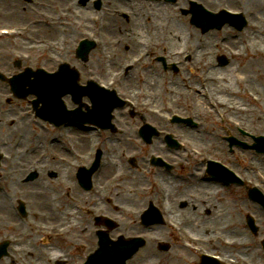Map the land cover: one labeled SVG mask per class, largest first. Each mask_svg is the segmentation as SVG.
<instances>
[{
  "label": "rangeland",
  "instance_id": "rangeland-1",
  "mask_svg": "<svg viewBox=\"0 0 264 264\" xmlns=\"http://www.w3.org/2000/svg\"><path fill=\"white\" fill-rule=\"evenodd\" d=\"M264 0H208V3H204V5L208 8L218 10L220 8H226L230 10H241L248 12L247 20H253L257 25L255 28L251 29L249 25L246 29L240 33L233 31L229 28H222L219 31H212L209 33L201 34L199 29L194 28L189 23L188 14L185 15L183 12L187 10L184 8L188 7L187 3L182 7V2H178L176 8L167 9L168 15L173 16L172 12L176 10V23L180 27L183 32V36L185 39L181 42L182 45L185 43H194L196 42L199 45L200 49H205L204 51H209L212 54H223L224 57L227 58V52L230 49H243L248 52L251 45L256 43V46L259 47V42L263 43L264 39V6H261V2ZM56 4H60L56 3ZM203 4V3H202ZM151 4H148L150 6ZM126 6V5H123ZM146 6V5H145ZM151 10V9H150ZM149 10V11H150ZM27 17L23 18L20 24H23ZM156 25L161 28L165 23H169L170 27L173 23V20L167 17L166 14H162L161 17H156ZM9 21V20H8ZM10 23V22H9ZM163 29V28H162ZM131 40V41H130ZM128 40L132 42V38ZM108 43H111V50H121L123 48L124 42L115 43V36L107 38ZM225 46H223V45ZM228 47V48H227ZM213 49V50H212ZM3 54L7 56L6 50L3 51ZM127 55H132L131 52H128ZM214 56H211L208 60L206 58H202V64L206 61L211 65H207L208 67L215 66ZM228 64L223 67L214 68L211 70V76L206 82V84L210 87L212 84V95H220V97L230 103V99L228 94L230 93V89H227L229 85V80L234 83L233 77L236 76L235 81L236 84L234 87H238L241 91L243 88V83L241 81V75L247 72L248 78L251 82H249L250 87L255 90L256 94L260 96V105L256 104V101L252 103L244 98L242 92H240V105H245L247 110L242 109L241 111H235L232 113L227 106L221 107V112L225 115L233 114L231 117L235 119H240L245 122L244 129L250 133H259L255 130L256 127H261L262 133H264V66L259 64L258 62L255 65H252L248 71H246V63L242 59L231 58L229 57ZM123 59V56H122ZM206 60V61H205ZM6 62H11L8 58H5ZM0 67L6 69V72L11 74L16 71L14 67H9L5 64H0ZM93 68L91 65L89 69L85 72V77L88 76V72ZM158 76L159 80L163 79V89L159 90L156 95L147 94L148 98L152 99L156 105L166 106L169 105L170 109L176 108V111H180L184 113L185 111H190L191 113H195L196 118H198L203 126L197 130H192L180 126L171 127L170 125L164 124L165 129L162 131L178 133V140L185 143L187 145L186 148L177 149L176 153H168V151L162 148V136H158L152 139L150 144H142L140 142V138L137 134L139 128L144 124L143 119L139 120L138 117H130L125 110L118 111L117 114L119 116L118 124L127 129V137L117 138V136L110 137V141H102L99 137H90L88 133L82 131H70L71 142L74 147L80 153L85 156L89 155L90 150L94 147H99V149L105 152V164L107 165L102 173V177L105 180L106 191H108L112 198L113 202L118 204H122L127 207L132 208H143L147 205V201H153L156 204L159 190L157 186L150 185V182L147 184L144 190H141L140 183L141 181L137 180V178L141 177L145 179L141 174L144 173L143 167L144 164L141 162V156H147V154L151 151H156L158 153H163V155L172 162L176 163V169L172 174H167L163 171L160 172L161 176L165 177L164 183V192L168 193L167 203L170 211H172L173 216L184 222V225L180 226L177 230H173L172 227L169 226H159V227H151L146 230L141 229L136 223L133 224L129 218L124 215H127L128 212L124 210L123 212L119 210H115L112 214L117 217L120 215V219L117 221V228L114 229L111 234L116 237L118 235H122L124 237H131L139 235L146 240V245L142 248L136 258L131 259V263L129 264H197L198 258L189 252L184 251L181 248H176V235H178V231L180 230L182 233L188 234L189 232L194 233L197 236H201L203 239L205 238L210 250L213 251H222L218 250L220 248L217 241L208 240V237L215 233V229L218 227V223H216L212 228L211 225L203 226L201 223L199 224V220L202 219L204 215H206V219H208L207 224L215 219L216 215H219L225 219V223L227 224L224 228H221L223 233L221 236L226 238L237 239L238 242H242V245L236 249L228 250V253H240L245 255L249 260L255 262L257 264H264V252L261 247V241L264 238V211L260 208L258 204L249 199L247 195L246 188H242L236 185L230 186L229 188L221 187L220 185H211L209 183H201L197 181L194 176L197 177V174H193L194 167L196 164H199V160L186 157L187 155L192 154L191 148L192 146H196L201 148L203 146L209 147L213 155L224 158L229 165L240 172L243 175L248 176L251 179H257L263 183L264 179V156L262 154H257L252 150L247 149H237L234 148L233 151H229L226 143L222 141V137L230 134L232 136H236L239 139H245L246 136H242L235 128L228 122V126L222 124L224 127L227 126V129L222 130L219 126L218 119L215 116L216 113L210 110L204 100L201 97V92L199 90V85L193 79H189L186 75H182L181 73L167 72L169 76H166L165 73H162L159 69H154ZM155 71H150L144 74V80L147 81L148 75H154ZM135 75V74H134ZM163 76V78H161ZM173 76V82L175 83L170 87L171 83L168 81V78ZM225 81V82H223ZM230 81V82H231ZM162 83V81H161ZM176 85V86H175ZM224 85V87H223ZM175 86V87H174ZM137 89V88H136ZM132 87L127 88L128 92L134 91ZM8 94V89L4 83L0 82V98L4 95ZM256 95V96H257ZM237 117V118H236ZM2 118V115H0ZM144 119L149 120L147 117ZM226 122V121H224ZM243 122V123H244ZM139 124V125H138ZM25 123L21 124V126L16 125L21 131L20 136V145L24 149L35 150L36 153L40 152L42 149L39 148L36 144H33L32 136L30 129V125L27 124L28 133L23 130H26ZM138 125V126H137ZM12 129V128H11ZM8 131L7 127L4 125H0V131ZM132 130V131H130ZM261 132V131H260ZM14 134L18 135V132L15 131ZM133 135L134 138L129 139L130 135ZM131 138V137H130ZM139 138V139H138ZM247 140V139H246ZM191 142V143H190ZM193 146V147H194ZM132 155L134 157V163L128 164L124 162V155ZM167 155V156H166ZM176 155V158L173 157ZM77 160V158L74 156ZM92 154L90 159H92ZM178 158L182 163L176 162ZM79 163H87V160L78 161ZM136 164V166H134ZM201 165V164H200ZM59 168V167H58ZM201 170L200 167H198ZM143 170V173H142ZM257 170V172H255ZM178 171L183 174V177L179 178L176 176ZM67 174V175H66ZM61 174L63 178L66 180H72L73 174ZM116 174L122 175L123 181H118V177ZM150 175V173H149ZM194 175V176H192ZM187 176L188 179L185 177ZM40 177H43L45 180H49L46 175L41 174ZM39 177V178H40ZM114 178V179H113ZM133 180L134 183H132ZM167 179L169 182L167 183ZM42 179L38 180V183H41ZM115 180V181H114ZM63 182V180H61ZM37 183V182H36ZM70 183V182H69ZM11 183H5L4 186H9ZM0 186H2L0 184ZM17 187L18 196L27 198L30 204V209L35 211V209L41 210L42 212L46 210L48 212L52 207H46L43 203L38 205V202L35 200L34 195L30 194L32 191H22ZM63 189L60 188L59 192L51 191L48 195L50 200L52 198L59 197V200H65V188L67 186L62 185ZM136 189L135 193H128L127 188ZM8 189V188H6ZM52 190L56 189V185H54ZM78 189V188H77ZM204 189V192L201 191ZM207 189H211V193H207ZM9 190V189H8ZM79 190V189H78ZM141 191V192H140ZM81 192V191H80ZM144 192V193H142ZM2 191H0V232L4 230H8L12 233V235L16 236L19 229L16 227H12V222H17L21 224L16 218L12 220L6 212H3L2 203ZM85 197L84 194H80L79 196L74 191L70 192L69 198L67 201L62 202L61 204H67V207L62 208V214H58L57 212H48V216L52 218L49 220L46 218L45 222L47 224L54 223L61 227H65L70 230V238L69 242H64L65 240H49L46 243H42L38 241L35 237H32L31 246H34V253L32 255H27L25 252L28 250L29 243L25 245L24 248L19 249L18 256H15L16 259L14 264H80L84 260V256L90 251V246L92 245L88 239V236L92 234L89 232L91 228H87L83 235H85L86 241H89L90 244L86 246L84 249H77L75 252L72 250L74 243L71 242L74 237L80 234V227L74 225V221L77 223L84 222V218L79 217L76 212V216L72 219L68 218L66 213L70 212L68 208H72L73 201L72 198L75 199V202H79L83 200ZM185 202V205H181V201ZM54 201V200H53ZM202 201V202H201ZM51 202V201H50ZM52 204V202H51ZM232 210L231 212L229 210ZM52 210H55L53 208ZM61 210V208H60ZM231 213V218L226 215V212ZM66 212V213H65ZM44 213V212H43ZM124 213V214H123ZM208 213V214H207ZM66 214V215H65ZM80 215V214H79ZM250 215L254 218L258 226V231L256 234H253L246 225L245 219L246 216ZM190 220L192 222H189ZM205 220V219H202ZM230 220V223H227ZM43 221V220H42ZM217 221V220H216ZM187 222V224H186ZM195 223L196 225H194ZM80 224V223H79ZM221 224V223H219ZM10 229V230H9ZM206 229V230H205ZM24 230V228H23ZM79 230V231H78ZM218 230V229H217ZM72 233V234H71ZM219 234V232L215 233ZM78 237V236H77ZM162 241L167 242L171 245L170 249L166 252L160 251L156 243L154 241ZM34 241V242H33ZM87 244V243H86ZM66 252L71 253V256L68 258ZM59 254L56 256V254ZM67 259V260H66ZM6 261V260H5ZM9 264H13L8 261ZM3 260H0V264H8Z\"/></svg>",
  "mask_w": 264,
  "mask_h": 264
},
{
  "label": "bare ground",
  "instance_id": "bare-ground-1",
  "mask_svg": "<svg viewBox=\"0 0 264 264\" xmlns=\"http://www.w3.org/2000/svg\"><path fill=\"white\" fill-rule=\"evenodd\" d=\"M258 1L260 2V0H258ZM262 5L264 6V2L263 1L261 2V6ZM160 7H165V6H160ZM164 14H166L167 17H169V18H171L173 20L172 27H171L170 33H169L170 40H171V45L172 46H174V45H177L178 46L185 39V37L183 36V32L181 31L180 27L177 25V23L175 21V19H176V13H173V16L168 15L167 7H165ZM250 26H251V28H255L257 25L252 20L251 23H250ZM259 44H260L259 47L256 46V43H253L251 45H248V47H250V49L248 50V52H246V51H244L242 49H238L237 52H236L237 55H240V56H243L244 57L243 61L246 63V66H247L246 71H248L249 68L252 65H255L257 62L259 64H261L262 66H264V39H263V43L259 42ZM262 74H264L263 71H262ZM248 75L249 74L247 72H245L244 74H242L241 75L242 76L241 77L242 78L241 81H243V83H244L243 84L244 85V90L248 92L249 96H251L252 98H254L255 94L249 88V82H251V81L249 79H247L248 78ZM236 76L233 77L234 82H236L235 81ZM230 81H231V79L229 80V85H228V87L226 86V88L229 89V88L232 87L230 89V91H229L230 93L228 94V96L233 101V96L236 95V94H239V90L236 87L233 88L234 83L232 81L231 82ZM223 100L224 99H222L221 102L226 101V100H224V101ZM233 104L234 105H230V104L228 105L230 109L233 108V109H237V110H242V109L247 110V108H246L245 105H239V103H233ZM240 106H242L243 108L240 107ZM168 182H169V179H167V183ZM210 190L211 189H209V190L207 189V193H211ZM201 191L204 192V189H201ZM229 211L231 212L232 210L230 209ZM229 211L226 212V215L229 218H231V213ZM222 222H225V219L224 218H222ZM227 223H230V220ZM208 225L209 224H207V226ZM210 225H211L212 228H214L213 226L215 224L214 223H211ZM217 225H218V227L214 231L216 233L219 232V231L222 232L221 228H224L227 224H222L221 223V224H217ZM210 237L211 238H214V235H211Z\"/></svg>",
  "mask_w": 264,
  "mask_h": 264
},
{
  "label": "flooded vegetation",
  "instance_id": "flooded-vegetation-1",
  "mask_svg": "<svg viewBox=\"0 0 264 264\" xmlns=\"http://www.w3.org/2000/svg\"><path fill=\"white\" fill-rule=\"evenodd\" d=\"M10 3H12V2H10ZM13 47H14V44L13 43H10V42L3 43V44L0 45V48H2V49H4V48H13ZM4 60L5 59L3 57H0V64H2Z\"/></svg>",
  "mask_w": 264,
  "mask_h": 264
}]
</instances>
